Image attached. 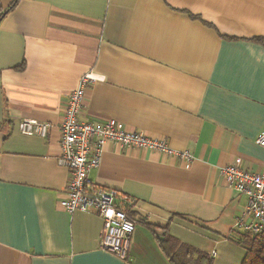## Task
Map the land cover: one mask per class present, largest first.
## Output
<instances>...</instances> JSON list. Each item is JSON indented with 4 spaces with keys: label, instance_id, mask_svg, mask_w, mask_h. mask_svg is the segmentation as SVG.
Listing matches in <instances>:
<instances>
[{
    "label": "crops",
    "instance_id": "crops-1",
    "mask_svg": "<svg viewBox=\"0 0 264 264\" xmlns=\"http://www.w3.org/2000/svg\"><path fill=\"white\" fill-rule=\"evenodd\" d=\"M88 72L100 80L79 121L113 119L193 156L186 169L104 147L87 182L135 200L125 261L100 249L95 212L59 204L69 176L57 165L60 118ZM21 120L51 128L24 136ZM263 134L264 0H19L0 21V264H171L157 242L166 230L206 249L208 264H227L217 248H240L242 260L246 197L219 168L263 173Z\"/></svg>",
    "mask_w": 264,
    "mask_h": 264
},
{
    "label": "built area",
    "instance_id": "built-area-1",
    "mask_svg": "<svg viewBox=\"0 0 264 264\" xmlns=\"http://www.w3.org/2000/svg\"><path fill=\"white\" fill-rule=\"evenodd\" d=\"M78 80L77 87L68 95L58 129L60 156L57 157V165L69 172L64 197L59 204L69 214L95 212L103 222L98 244L100 249L125 261L134 221L121 208L128 206L131 209L135 200L122 197L118 203L116 191L87 182L89 172L100 165L104 147L112 143L120 148L153 151L180 159L186 169L193 162V156L191 152L170 148L164 140L150 138L142 132L126 131L113 119L97 125L79 121L84 91L100 79L88 72ZM50 128L48 123L33 120H21L18 125L19 134L40 138H45ZM255 143L264 148V134L259 135ZM219 173L228 188L246 197L245 210L235 227L252 236L263 235L264 172L251 174L236 165H228L220 167Z\"/></svg>",
    "mask_w": 264,
    "mask_h": 264
},
{
    "label": "trees",
    "instance_id": "trees-1",
    "mask_svg": "<svg viewBox=\"0 0 264 264\" xmlns=\"http://www.w3.org/2000/svg\"><path fill=\"white\" fill-rule=\"evenodd\" d=\"M18 1L13 0L6 9L0 10V21L15 7ZM121 209H124L134 222L136 221L134 219L135 215L128 206H123ZM157 242L171 264H208L210 262L206 254L186 244L177 242V239L170 236L167 230ZM239 244L244 249L243 259L240 264H264V234L252 236L248 233H243ZM194 255H196V258H193Z\"/></svg>",
    "mask_w": 264,
    "mask_h": 264
},
{
    "label": "rangeland",
    "instance_id": "rangeland-1",
    "mask_svg": "<svg viewBox=\"0 0 264 264\" xmlns=\"http://www.w3.org/2000/svg\"><path fill=\"white\" fill-rule=\"evenodd\" d=\"M221 247V246H219ZM200 250V249H199ZM206 249H202L201 248V252H205ZM209 251V249H207ZM219 251V252H223V253H226L227 254V264H240V261H241V249L240 248H233V250H224V249H220V248H217L216 251ZM193 258H196V255L193 256ZM224 264V263H223Z\"/></svg>",
    "mask_w": 264,
    "mask_h": 264
}]
</instances>
